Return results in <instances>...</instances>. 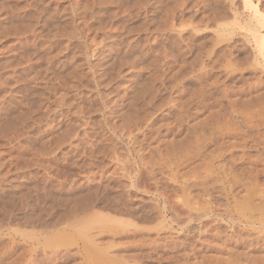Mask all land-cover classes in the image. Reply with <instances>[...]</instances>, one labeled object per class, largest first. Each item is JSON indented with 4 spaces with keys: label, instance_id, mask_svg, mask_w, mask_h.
Returning a JSON list of instances; mask_svg holds the SVG:
<instances>
[{
    "label": "rangeland",
    "instance_id": "rangeland-1",
    "mask_svg": "<svg viewBox=\"0 0 264 264\" xmlns=\"http://www.w3.org/2000/svg\"><path fill=\"white\" fill-rule=\"evenodd\" d=\"M204 1L0 0V195L14 196L0 199L10 210L0 219V264H96L87 237L75 235L82 223L112 264H264V98L245 102L264 91L250 31L253 5L264 15V0ZM199 65L213 92L197 89ZM228 103L246 118L237 138L246 146L233 149L263 159L252 181L247 165L235 172L249 191L229 190L215 172L216 186L197 184V134L209 139L204 163L210 139L221 151L211 161L224 163ZM246 196L249 211L239 205ZM57 231L72 238L48 241Z\"/></svg>",
    "mask_w": 264,
    "mask_h": 264
},
{
    "label": "bare ground",
    "instance_id": "bare-ground-1",
    "mask_svg": "<svg viewBox=\"0 0 264 264\" xmlns=\"http://www.w3.org/2000/svg\"><path fill=\"white\" fill-rule=\"evenodd\" d=\"M122 1V0H121ZM147 1V0H146ZM166 1H168V0H166ZM172 1V0H171ZM204 1V0H203ZM207 1H209V0H207ZM251 1V0H250ZM130 2V1H129ZM204 2H206V1H204ZM243 2H244V4L245 5H249V0H243ZM123 3V2H122ZM171 3V2H170ZM41 4V3H40ZM153 4V3H152ZM200 4V3H199ZM204 4V3H203ZM251 4V3H250ZM33 5V4H32ZM169 5H171V4H169ZM206 5V4H205ZM208 5V4H207ZM244 5V6H245ZM252 5V4H251ZM250 5V6H251ZM31 6V5H30ZM121 6H123L122 4H121ZM133 6V5H132ZM159 6V5H158ZM167 6V5H166ZM209 6V5H208ZM32 7V6H31ZM151 7V6H150ZM214 7V6H213ZM36 8V7H35ZM34 8V9H35ZM41 8V7H40ZM131 8V7H130ZM145 8V7H144ZM212 8V7H211ZM31 9V8H30ZM205 9V8H204ZM19 10V9H18ZM150 10V9H149ZM162 9H160V11H161ZM200 10V9H199ZM211 10V9H210ZM21 11V10H20ZM36 11V10H35ZM190 11V10H189ZM203 11V10H202ZM114 13V12H113ZM14 14V13H13ZM36 14V13H35ZM117 14V13H116ZM145 14H147L146 13V10H145ZM163 14V13H162ZM175 14V13H174ZM110 15V14H109ZM111 16V15H110ZM122 16V15H121ZM165 16V15H164ZM191 16V15H190ZM252 19L254 18V23H253V21H252V23H253V25H251V27H250V31H251V36H252V39H253V43H254V47H255V49H256V51H257V54H256V58L258 57V58H261V61L262 62H264V33L263 32H261V29H260V27H262V25H263V22H264V15L259 11V9L256 7V6H254L253 5V13H252ZM193 17V16H192ZM218 17V16H217ZM187 18V17H186ZM115 19V18H114ZM251 19V18H250ZM158 21V20H157ZM17 23V22H16ZM145 23V22H144ZM111 24V23H110ZM142 25V24H141ZM140 25V26H141ZM147 25V24H146ZM140 26H138V27H140ZM15 27H16V25H15ZM23 27V26H22ZM141 27H143V26H141ZM136 29V28H135ZM72 32V31H71ZM145 32V31H144ZM72 34V33H71ZM13 36V35H12ZM110 38V37H109ZM132 38V37H131ZM70 39V38H69ZM68 40V39H67ZM71 40V39H70ZM113 40V39H112ZM189 41V40H188ZM36 42V41H35ZM50 42V41H49ZM168 42V41H167ZM192 44H194V43H192ZM196 44V43H195ZM194 44V45H195ZM100 45V44H99ZM143 45V44H142ZM190 45V44H189ZM14 46V45H13ZM31 46H33V45H31ZM39 46V45H38ZM37 45H36V47H38ZM144 46V45H143ZM172 46V45H171ZM67 47V46H66ZM175 47V46H174ZM39 48V47H38ZM78 48H80V47H78ZM152 48V47H151ZM183 48V47H182ZM201 48V47H200ZM199 48V49H200ZM32 49V48H31ZM192 49V48H191ZM219 49V48H218ZM80 50V49H79ZM177 50V49H176ZM201 50V49H200ZM42 51V50H41ZM180 51V50H179ZM132 53V52H131ZM199 53V52H198ZM218 53V52H217ZM45 54V53H44ZM134 54V53H133ZM180 54V53H179ZM188 54V53H187ZM78 55H79V53H78ZM55 56V55H54ZM82 56V55H81ZM59 57V56H58ZM84 57V56H83ZM132 57V56H131ZM5 58V57H4ZM56 58V57H55ZM134 58V57H133ZM10 59V58H9ZM77 59V58H76ZM123 59V58H122ZM154 60V59H153ZM256 60V59H255ZM243 61V60H242ZM246 61V60H245ZM253 62H254V60H252ZM231 62V61H230ZM249 62H251V61H249ZM259 62V61H258ZM7 63V62H6ZM120 63H122L121 61H120ZM124 63V62H123ZM246 63V62H245ZM257 63V62H256ZM95 64V63H94ZM119 64H117V66H118ZM198 65V64H197ZM227 65V64H226ZM58 66V65H57ZM203 66V65H202ZM201 65H199V67L197 68V73H196V78L197 79H195L196 81H197V83H198V87H197V89H199L200 90V92H202V91H204V90H202V84L203 83H205L206 82V80H205V82L203 81V78H205V74H207L208 75V73L210 74V72H208V73H205L204 74V67H202ZM211 66V65H210ZM215 66V65H214ZM213 65H212V67L213 68H215ZM39 67V66H38ZM94 67V66H93ZM231 67V66H230ZM204 69V70H203ZM115 70V69H114ZM208 71H209V69H207ZM207 70H205V71H207ZM212 70V69H211ZM218 70V69H217ZM239 70V69H238ZM21 71V70H20ZM45 71V70H44ZM51 71V70H50ZM230 71V70H229ZM237 71V70H236ZM13 72V71H12ZM117 72V71H116ZM104 74V73H103ZM116 74V73H115ZM14 75V74H13ZM222 75V74H221ZM227 75V74H226ZM253 75V74H252ZM204 76V77H203ZM210 76V75H209ZM223 76V75H222ZM240 76V75H239ZM259 76V75H258ZM91 77V76H90ZM207 77V76H206ZM211 77V76H210ZM216 77V76H215ZM209 78V77H208ZM208 78H206L207 80H208ZM246 78V77H245ZM254 78V77H253ZM97 79V78H96ZM217 79V78H216ZM259 79H260V77H259ZM21 80V79H20ZM90 80V79H89ZM22 81V80H21ZM85 81V80H84ZM211 81V80H210ZM8 82V81H7ZM57 82V81H56ZM78 82H80V81H78ZM212 82H214L213 80H212ZM212 82H209L208 81V83H212ZM75 83H76V80H75ZM91 82H89V84H90ZM84 84H86V83H84ZM100 84V83H99ZM210 84H207V86L205 87V86H203V87H205V91H208L209 89L211 90V85ZM214 84V83H213ZM224 84V83H223ZM70 85V84H69ZM96 85V84H95ZM209 85V86H208ZM216 85V84H215ZM141 86V85H140ZM211 86V87H210ZM220 86H221V84H220ZM82 87V86H81ZM84 87V86H83ZM83 87H82V89H83ZM207 87H209V89H207ZM222 87V86H221ZM224 87V86H223ZM226 87V86H225ZM238 87V86H237ZM240 87V86H239ZM242 87V86H241ZM43 89V88H42ZM142 89V88H141ZM207 89V90H206ZM228 89V88H227ZM231 89V88H230ZM241 89V88H240ZM221 90V89H220ZM212 91V90H211ZM241 91V90H240ZM263 91V89L260 91H258V92H255L254 93V95L251 93V94H249L247 97H246V101L245 102H247L248 104H250L253 100H258L259 102L258 103H260L263 99H261L260 100V98H264V97H262V96H264L263 94H264V91ZM209 92V91H208ZM213 92V91H212ZM217 92V91H216ZM220 92V91H219ZM40 93V92H39ZM207 93V92H206ZM236 93V92H235ZM240 93V92H239ZM200 94V93H199ZM210 94V93H209ZM212 94V93H211ZM233 94V93H232ZM42 96V95H41ZM196 96V95H195ZM243 96V95H242ZM81 98H82V96H81ZM209 98V97H208ZM240 98V97H239ZM112 99V98H111ZM200 99V98H199ZM213 99V98H212ZM223 99V98H222ZM235 99V98H234ZM233 99V100H234ZM236 99H238V98H236ZM18 100V99H17ZM16 100V101H17ZM131 100V99H130ZM232 100V102H234ZM242 100V99H241ZM245 100V99H244ZM250 100H251V102H250ZM226 101V100H225ZM231 101V100H230ZM18 102V101H17ZM107 102V101H106ZM211 102V101H210ZM250 102V103H249ZM263 103L262 104H264V101H262ZM197 103V102H196ZM203 103V102H202ZM214 103H216V102H214ZM242 104H243V102H241ZM257 103V104H258ZM108 104V103H107ZM142 104V103H141ZM199 104H200V102H199ZM209 104V103H208ZM207 104V105H208ZM218 104V103H217ZM229 105H227V106H229V111H228V113H229V115H228V119H227V123L229 124V127L231 128H229L230 129V132H229V134H227L226 132H224L225 133V136H226V134L228 135V136H226L225 137V140H222L221 139V134L223 133V130H226V129H223L222 131H220V142L222 143L221 145H223V144H225V146L223 145L222 146V148L224 147H226V149H225V151L227 152L226 154H222V155H220V156H224L225 155V157L223 158V161H224V163H217L216 165H214L213 164V162L211 161L212 159H215L214 157H215V152H216V150L218 149V148H215V151H214V145H213V149H212V147H211V149L209 148L210 147V145H211V142L212 143H214L213 141H212V139H210V143L208 142H206L207 144H209V146H207V148H208V153H206L207 154V157H208V159H207V162L206 163H204L205 161H203V159H201V157H204L203 155H202V146L204 145L203 143H202V141L201 140H204V137H201L202 135H203V133H202V130H200L201 131V133L202 134H200L199 132H198V134H197V139L199 140H197L198 142H196V149H198V155L199 156H197V157H199L200 158V161H201V163H198V168H197V178L196 179H198V182H197V184H198V186L200 187V186H202V187H205V188H208L209 186L211 187L212 185H215V183L214 182H217V180H219L220 178L219 177H217V176H220V174H222V176L221 177H225V179L227 180V183H226V186H227V188L229 189V190H231L232 188H234L235 186H236V188L238 187V188H246L248 191L250 190V188H252V187H250V183L251 182H249L248 180V182H243L242 181V178H235L236 176L235 175H237L235 172H237L238 174H239V176H241V174H243V172H244V169H245V171L246 170H248V169H250V170H248V171H250L251 173H253V172H255V173H253V176H249V177H251V181H252V179H254V178H257V176H258V173L261 171V170H264V169H260V171L259 170H257V169H255L254 167L260 162V160H257V159H261V156H264V152H262V154H260V155H258V156H254V155H252V153L250 154V153H248L249 152V150L246 152V150L244 151V150H242V148L241 149H239V150H234L233 148H235V147H239V146H241V145H243V142L241 143V142H238V140H237V138H238V136H240L242 133L241 132H243V128L245 127H242V125L241 124H243L244 123V121H246V118L244 119V115L242 116L241 114V116L243 117V119H244V121H242L241 119H242V117L239 115V112H241V111H238V110H240L241 108L239 107L238 108V110L235 108V103L234 104H232V103H228ZM256 104V103H255ZM256 104V105H257ZM210 105H213L212 103L211 104H209V106H208V108H209V111H210ZM234 105V106H233ZM237 105H238V103H237ZM259 105V104H258ZM203 106V105H202ZM215 106V105H214ZM223 106V105H222ZM221 106V107H222ZM7 107V106H6ZM9 107H10V105H9ZM37 107H39V105L37 106ZM95 107H97V106H95ZM114 107V106H113ZM220 107V108H221ZM242 107V106H241ZM244 107V106H243ZM200 107H198V109L197 110H201V109H199ZM202 108V107H201ZM217 108H219V107H217ZM228 108V107H227ZM0 109H2L1 107H0ZM16 109V108H15ZM203 109V108H202ZM222 109V108H221ZM224 110H225V108H223ZM243 109V108H242ZM20 110V109H19ZM34 110V109H33ZM36 110H38V109H36ZM137 110V109H136ZM205 110V109H204ZM211 110H212V108H211ZM264 110V109H263ZM63 111V110H62ZM208 111V112H209ZM213 111H216L217 112V109L216 110H213ZM222 111V110H221ZM220 110H219V112L221 113V114H223V115H225V112L227 113V111H224L223 113L221 112ZM15 112V111H14ZM13 112V113H14ZM219 112H217V113H219ZM18 113V112H17ZM52 113V112H51ZM138 113V112H137ZM210 113V112H209ZM208 113V114H209ZM217 113H215V114H217ZM254 113H255V111H254ZM253 113V114H254ZM19 114V113H18ZM17 114V115H18ZM57 114V113H56ZM240 116H238V115ZM243 114V113H242ZM21 115V114H20ZM44 115V114H43ZM218 115V114H217ZM222 115V116H223ZM251 115V116H250ZM136 116V115H135ZM209 116V115H208ZM215 116V118L217 119V116L216 115H214ZM21 117V116H20ZM209 117H211V116H209ZM237 117H239L238 119H239V121H238V119H237ZM247 117V116H246ZM249 117H250V119L251 118H253V115L252 114H249ZM43 118V117H42ZM128 118V117H127ZM206 118V117H205ZM214 118V117H213ZM225 118H227V116H225ZM248 118V117H247ZM14 119H16L15 117H14ZM22 119V118H21ZM133 119V118H132ZM201 119V118H200ZM211 119V118H210ZM249 119V118H248ZM248 119H247V121H248ZM254 119V118H253ZM252 119V120H253ZM17 120V119H16ZM128 120V119H127ZM223 120V119H222ZM252 120H249L248 122H250V123H248V125L250 126V124H252L253 122H251ZM101 121V120H100ZM105 121V120H104ZM224 121V120H223ZM132 122H134V121H132ZM242 122V123H241ZM22 123V122H21ZM227 123H225V121H224V123L223 124H225V125H228ZM240 123V124H239ZM198 124H199V126H200V128H201V121L199 120V122H198ZM245 124V123H244ZM243 124V125H244ZM211 125V124H210ZM246 125V124H245ZM253 125V124H252ZM209 126V125H208ZM215 126H217V125H215ZM8 127V126H7ZM6 127V128H7ZM210 127V126H209ZM242 127V128H241ZM248 127V126H247ZM250 127H252V126H250ZM93 128V127H92ZM207 128V127H206ZM212 128V127H211ZM222 128H224L223 126H222ZM207 129H210V128H207ZM228 129V128H227ZM242 129V130H241ZM248 129H249V127H248ZM198 130V129H197ZM211 131H212V129H210ZM213 130H214V128H213ZM244 130H245V128H244ZM261 130V129H260ZM217 130H215V131H213V132H216ZM97 132V131H96ZM99 132V131H98ZM208 132H210V131H208ZM250 132V131H249ZM249 132L247 131V135L249 134ZM218 133V132H217ZM223 133V134H224ZM219 134V133H218ZM222 134V135H223ZM250 134H251V132H250ZM208 135H210V133L208 134ZM245 135V134H244ZM246 135V136H247ZM84 136H85V134H84ZM224 136V135H223ZM222 136V137H223ZM243 136V135H242ZM251 135H249V137H250ZM253 137H254V134L252 135ZM251 136V137H252ZM82 137V136H81ZM203 138V139H202ZM205 138H207L206 136H205ZM226 138H227V140H226ZM98 139V138H97ZM215 139V138H214ZM233 139V140H232ZM253 139V138H252ZM206 140V139H205ZM204 140V141H205ZM209 140V139H208ZM208 140H206V141H208ZM222 140V141H221ZM196 141V140H195ZM215 141V140H214ZM245 141V140H244ZM247 142V141H246ZM258 141H256L255 142V147H257V146H259V145H261V144H259V145H257L256 146V143H257ZM206 144V145H207ZM216 144V143H215ZM219 144V143H218ZM245 144V143H244ZM258 144V143H257ZM217 145V144H216ZM116 146V145H115ZM212 146V145H211ZM220 145H218V147H219ZM243 146H246V145H243ZM248 146V145H247ZM251 146H253V144L251 145ZM249 148H252V147H250V146H248ZM254 147V146H253ZM254 147V148H255ZM261 147V146H260ZM202 148V149H201ZM206 148V149H207ZM224 148H223V150H224ZM109 149V148H108ZM247 149V148H246ZM201 150V151H200ZM219 150V149H218ZM217 150V151H218ZM251 150V149H250ZM255 150H258V149H255ZM108 151V150H107ZM197 151V150H196ZM220 151V150H219ZM221 152V151H220ZM225 153V152H224ZM259 153H260V151H259ZM216 154H218L217 156H219V153H216ZM221 154V153H220ZM257 154H258V152H257ZM253 156V159H251L252 158V156ZM255 155H256V152H255ZM260 156V157H259ZM255 157V158H254ZM199 158H197V159H199ZM217 158H219V157H217ZM264 158V157H263ZM263 160V159H262ZM262 160H261V164H262ZM214 161H217V160H214ZM222 161V162H223ZM219 162H221V160L219 161ZM264 162V161H263ZM77 163V162H76ZM75 163V164H76ZM204 164V166H202L203 164ZM219 164V165H218ZM224 165V166H223ZM244 165H247L246 167L248 168V169H246L245 167H244ZM254 166V167H253ZM253 167V168H252ZM257 167V166H256ZM262 167V166H261ZM217 168H218V170H217ZM252 169H254L253 170V172L251 171ZM259 169V168H258ZM217 170V171H216ZM2 172V171H1ZM213 172H215V173H217V179H215V178H213L214 177V175L211 177L210 175L211 174H214ZM247 172V171H246ZM246 172H244V173H246ZM262 172V171H261ZM91 173V172H90ZM249 173V172H248ZM251 173H249V174H251ZM75 175V174H74ZM83 176V175H82ZM211 177V178H209V177ZM226 176H227V178H226ZM209 178V179H211V180H205L206 178ZM248 177V178H249ZM219 178V179H218ZM247 178V177H246ZM247 178V179H248ZM86 179V178H85ZM213 179H215V180H213ZM237 179V180H236ZM224 180V179H223ZM77 181V180H76ZM85 181V180H84ZM99 181V180H98ZM197 181V180H196ZM208 181L210 182V183H208ZM214 181V182H213ZM104 182V181H103ZM263 182V181H262ZM4 183V182H3ZM214 183V184H213ZM84 184V183H83ZM237 184V185H236ZM253 184H255V183H253ZM110 185V184H109ZM209 185V186H208ZM252 185V184H251ZM17 186V185H16ZM216 186V185H215ZM221 186H222V183H221ZM221 186H219V187H221ZM102 187H105V186H102ZM209 187V188H210ZM222 187H224V186H222ZM253 187H254V185H253ZM80 188V187H79ZM212 188H214V187H212ZM255 188V187H254ZM253 188V189H254ZM12 189V188H11ZM39 189V188H38ZM76 189H78V188H76ZM97 189V188H96ZM98 189H99V187H98ZM104 189V188H103ZM106 189V188H105ZM202 189V188H201ZM264 189V188H263ZM262 189V190H263ZM68 190V189H67ZM80 190V189H79ZM220 190H224V189H220ZM91 191V190H90ZM98 191V190H97ZM103 192L105 191V190H102ZM101 191V192H102ZM111 191V190H110ZM244 191V190H243ZM109 192V191H108ZM233 192V191H232ZM2 193H3V191H2ZM76 193V192H75ZM80 193H82V191H80ZM93 193V192H92ZM121 193V192H120ZM127 193V192H126ZM203 193V192H202ZM234 193H235V191H234ZM250 193V192H249ZM106 194V193H105ZM104 194V195H105ZM108 194V193H107ZM207 194V193H206ZM209 194H210V192H209ZM233 194V193H232ZM247 194V193H246ZM253 194V193H252ZM56 195V194H55ZM72 195V194H71ZM89 195V194H88ZM87 195V196H88ZM121 195V194H120ZM239 195V194H238ZM2 196V197H1ZM4 196H6V195H4V194H1L0 195V199H3V197ZM73 196V195H72ZM71 196V197H72ZM250 196V195H249ZM254 196V195H253ZM6 197H8L7 199L8 200H10V201H13V198H11V197H14V196H6ZM5 197V198H6ZM58 197V196H57ZM56 197V198H57ZM64 197V196H63ZM88 197H90V199H91V194H90V196H88ZM93 197H95L96 198V196L94 195ZM98 197V196H97ZM106 197V196H105ZM255 197V196H254ZM4 198V199H5ZM53 198V197H52ZM55 198V199H56ZM77 198V197H76ZM120 198V197H119ZM239 198H241V197H239ZM19 199H21V198H19ZM54 199V198H53ZM78 199V198H77ZM114 199V198H113ZM117 199V198H116ZM123 199V198H122ZM252 199V198H251ZM251 199H249V197L248 196H246L245 198H244V200L243 201H240V203H239V205H240V207H241V210H248L249 211V208L251 207ZM38 200H39V198H38ZM41 200H43V199H41ZM52 200V199H51ZM98 200V199H97ZM56 201V200H55ZM76 201V200H75ZM90 203H91V201L90 200H88ZM99 201V200H98ZM106 201H108L107 199H106ZM212 201V200H211ZM92 202L94 203V201L92 200ZM110 202V201H109ZM111 202H112V200H111ZM204 202V201H203ZM212 202H215V201H212ZM90 203H86V201L84 202V201H82L81 203H80V206H81V204H90ZM101 203H102V201H101ZM211 203V202H210ZM215 203H217L218 204V202H215ZM214 203V204H215ZM261 203H262V201H261ZM5 204V203H4ZM20 204V203H19ZM207 204V203H206ZM39 205H41L40 203H39ZM51 205V204H50ZM58 205V204H57ZM83 205V206H84ZM110 205V204H109ZM254 206H255V204H253ZM253 205H252V207H253ZM259 205V204H258ZM264 205V204H263ZM1 206V205H0ZM8 206V205H7ZM92 206V205H91ZM200 207H201V205H199ZM262 206V205H261ZM260 206V207H261ZM85 207H87V206H85ZM115 207V206H114ZM125 207V206H124ZM38 208H39V206H38ZM40 208H41V206H40ZM88 208V207H87ZM87 208H85V209H87ZM91 208H93V207H89V209H88V211L91 209ZM123 208V207H122ZM130 208V207H129ZM199 208V207H198ZM255 208V207H254ZM262 208V207H261ZM1 209V211H0V219H3V220H5L6 218H8V217H10V210H8L7 208H0ZM63 209V208H62ZM84 209V208H83ZM93 209H95V208H93ZM145 209V208H144ZM225 209V208H224ZM237 209V208H236ZM257 209V208H256ZM16 210H17V208H16ZM26 210V209H25ZM99 210V209H98ZM107 210V209H106ZM147 210V209H146ZM210 210V209H209ZM212 210V209H211ZM264 210V209H263ZM12 211V210H11ZM72 211V210H71ZM95 211V210H94ZM96 211H97V209H96ZM124 211V210H123ZM137 211V210H136ZM142 211V210H141ZM253 211V210H252ZM47 212V211H46ZM139 212V211H138ZM14 212H12V214H13ZM74 213V212H73ZM118 213V212H117ZM231 213V212H230ZM235 213H236V211H235ZM240 213V212H239ZM250 213V212H249ZM16 214V213H15ZM25 214V213H24ZM69 214V213H68ZM84 214V213H83ZM82 214V215H83ZM86 214V213H85ZM94 214V213H93ZM101 214V213H100ZM105 214V213H104ZM237 214V213H236ZM248 214V213H247ZM253 214V213H252ZM67 215V214H66ZM77 215V214H76ZM81 215V214H80ZM91 215V214H90ZM97 215V214H96ZM101 215H103V214H101ZM109 215H112V214H109ZM143 215V214H142ZM145 215V214H144ZM232 215V214H231ZM239 215H241V214H239ZM12 216V215H11ZM38 216V215H37ZM92 216V215H91ZM98 216V215H97ZM97 216H93L94 218L96 217L97 218ZM105 217L104 218H106V214L104 215ZM248 216V215H247ZM246 216V218H245V216H241V217H244L245 218V220H247V218L249 217H247ZM255 216H256V214H255ZM262 216H263V214H262ZM25 217V216H24ZM67 217V216H66ZM71 217H72V213H71ZM89 217V216H88ZM91 218L92 220L94 219V218ZM124 217V214H123V216H122V218ZM228 217V216H227ZM250 217H252V216H250ZM12 218V217H11ZM32 218V217H31ZM70 218V217H69ZM86 218V217H85ZM102 217H100V219H101ZM122 218H119L120 220L122 219ZM229 218H231V221H233L234 220V218H232V217H229ZM263 218V217H262ZM261 218V219H262ZM9 219V218H8ZM64 219V218H63ZM100 219H98L99 221H100ZM110 219V218H109ZM118 219V220H119ZM250 219V218H249ZM248 219V220H249ZM260 219V220H261ZM20 220V219H19ZM27 220V219H26ZM66 220V219H65ZM64 220V221H65ZM96 219H94V221H95ZM101 220H103V219H101ZM112 220H113V218H112ZM215 220L217 221L218 219H216L215 218ZM21 221V220H20ZM113 221H115V220H113ZM125 221H127V220H125ZM124 221V222H125ZM222 221V220H221ZM26 222V221H25ZM24 222V223H25ZM116 222V221H115ZM234 222V221H233ZM50 223V222H49ZM60 223V222H59ZM58 223V224H59ZM69 223V222H68ZM80 222H77V224H79ZM110 223H112V222H110ZM121 223V222H120ZM123 223V222H122ZM248 223V222H247ZM83 225H77L75 228H74V230H75V235H76V237L77 236H79V237H87L86 238V241H85V245L88 247V249H90V251L89 252H91V257L93 258V261H95V263L96 264H112V263H114V261L111 259V257L106 253V251H105V248L104 247H102V246H100V245H97L96 244V242H94L93 240H90L89 238H88V236H86L87 235V233H86V229H87V226H85L84 224L85 223H82ZM98 225H100L99 223H97ZM104 223H102L101 225L102 226H104L103 225ZM119 224V223H118ZM117 224V225H118ZM223 224V223H222ZM244 224H246V223H244ZM87 225V224H86ZM215 226V225H214ZM101 227V226H100ZM200 227V226H199ZM233 227V226H232ZM238 227V226H237ZM103 228V227H102ZM244 228H246V226L244 227ZM200 229V228H199ZM242 229H243V227H242ZM257 229V228H256ZM199 231V230H198ZM201 231V230H200ZM216 231V230H215ZM74 232V231H73ZM196 232V231H195ZM256 232H258V231H256ZM261 232V231H260ZM65 233H69V232H62V231H57V232H54L53 234H50L49 235V239H48V241H51V242H53V243H62V242H64L65 243V241H67V240H69V239H71L72 237H68V235H66ZM89 233V232H88ZM216 233V232H215ZM229 233V232H228ZM231 233V232H230ZM199 234V233H198ZM219 234V233H218ZM224 234V233H223ZM244 234V233H243ZM235 235V234H234ZM264 235V234H263ZM252 236V235H251ZM225 237V236H224ZM235 237V236H234ZM239 238V237H238ZM211 239V238H210ZM225 239V238H224ZM227 239V238H226ZM243 239V238H242ZM245 239V238H244ZM250 240H251V238H249ZM247 240L248 242L250 241V240ZM200 240V239H199ZM246 240V239H245ZM55 241V242H54ZM202 241V240H201ZM200 241V242H201ZM240 241V240H239ZM43 242V241H42ZM208 242V241H207ZM222 242V241H221ZM224 242V241H223ZM247 242V243H248ZM245 243V242H244ZM251 243V242H250ZM254 243V242H253ZM257 243V242H256ZM222 245V244H221ZM250 245V244H249ZM249 245H247V246H249ZM254 245V244H253ZM253 245L251 246V247H253ZM233 246V245H232ZM255 246V245H254ZM206 247V246H205ZM250 247V246H249ZM227 248V247H226ZM228 249V248H227ZM247 249H248V247H247ZM259 249V248H258ZM235 250V249H234ZM249 250V249H248ZM251 250V249H250ZM229 251V250H228ZM245 251V250H244ZM230 253V255H231V251H229ZM246 252V251H245ZM244 252V253H245ZM243 253V252H242ZM249 254V253H248ZM252 254V253H251ZM250 254V255H251ZM204 256V255H203ZM239 256V255H238ZM248 256V255H247ZM237 257V256H236ZM245 257V256H244ZM253 257V256H252ZM201 258V257H200ZM248 258V257H247ZM257 258V257H256ZM222 259V258H221ZM224 259H225V257H224ZM228 259V258H227ZM246 259V258H245ZM248 259H251V257L250 258H248ZM248 259H247V261H248ZM115 260V259H114ZM223 260V259H222ZM252 260H254V259H252ZM258 260V259H257ZM228 261V260H227ZM255 261V260H254ZM253 261V262H254ZM261 261H262V259H261ZM235 262V261H234ZM249 262H250V260H249ZM221 263V262H220ZM233 263V262H232ZM246 263V262H245ZM248 263V262H247ZM246 263V264H247ZM252 262H250L249 264H251ZM231 264V263H230ZM238 264H240V263H238ZM256 264V263H255Z\"/></svg>",
    "mask_w": 264,
    "mask_h": 264
}]
</instances>
